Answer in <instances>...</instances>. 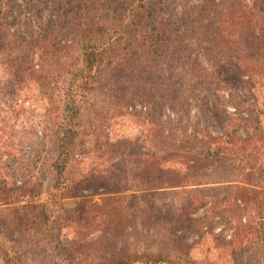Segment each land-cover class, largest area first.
<instances>
[{"label":"rangeland","instance_id":"rangeland-1","mask_svg":"<svg viewBox=\"0 0 264 264\" xmlns=\"http://www.w3.org/2000/svg\"><path fill=\"white\" fill-rule=\"evenodd\" d=\"M201 1L188 0L194 5ZM17 2L20 6H14L6 15L12 21L6 34L18 30L25 37L11 53L15 57L13 71L5 56L0 55V264H101L102 260L129 253L176 254L178 250L186 251L185 258L189 260H181V264H244L249 245L237 238L233 247L226 246V241L236 239V234L223 206L212 210L210 203L196 202V195L192 205H187L182 200L189 191L181 188L163 189L136 198L127 196L151 186L150 180L146 178L143 183L141 174H136L143 166L133 171L138 159L150 156L151 162L155 161L145 172L169 168L184 174L189 170L190 156L200 158L201 167L205 141L221 135L225 128L238 131L241 137L257 132L264 135V58L251 57L240 42L236 47L223 45L226 56L221 50L218 63L212 64L203 52L206 45L194 44L189 49L191 57L198 53L200 60L194 74L187 63L188 68L181 67L188 56L175 51L179 47L177 40L169 43L176 47L165 46L157 59H141L137 52V58L126 59L130 55L124 45L128 33L118 29L113 34L109 30L112 47L120 44L116 48H121L119 55L114 52L118 67L113 68L114 74L119 72L122 76L120 83L112 89L95 85L83 97L77 117L81 133L76 140L81 148L71 154L65 145L59 151V162L64 165L72 161L74 170L81 174L95 169L103 176L102 180H107L105 185L122 192L114 193L119 195V200L102 203L95 188L83 189L80 196L88 198L86 209L95 203L103 205L87 217L77 218L80 197L65 195L62 180L52 184L49 165L58 154L50 128L59 112L55 105L65 106L67 100L69 76L65 69L75 61L67 45L74 38L67 28L69 24L56 27V22H60L59 10L36 0ZM177 10H181L180 6L172 12ZM261 23L264 28V19ZM51 27H56L53 34L49 33ZM171 27L176 28L174 24ZM18 38L21 37H15L20 41ZM9 40V36L5 37L4 43ZM208 51L218 50L209 47ZM228 54L236 56V61ZM219 65L220 72L216 70ZM152 70L163 74L167 83L178 82L182 75V86H168V91L174 87L180 89L166 97L165 92L164 96H157L124 83L128 73L136 76L141 71L145 78L144 74ZM231 74L234 75L231 82L224 79ZM195 75L203 76V83L190 88L186 83ZM141 152L147 155L140 157ZM263 160L264 156L260 155L258 162ZM233 163L222 170L226 174L213 175L220 170L213 164V168H206V172L202 170L185 182L235 176L240 170L234 166L240 165L237 161ZM115 171L120 174L111 173ZM98 189V192L102 190ZM152 201L161 210L156 216L150 208ZM170 201L177 206L183 202L182 207L189 209L194 219L175 221L171 217L173 212L165 205ZM115 202L123 207L134 204L136 219L129 223L128 218H122L116 228L113 222L101 220L100 212L110 210ZM245 218L246 215L243 221ZM250 264H264V253L262 262Z\"/></svg>","mask_w":264,"mask_h":264},{"label":"trees","instance_id":"trees-1","mask_svg":"<svg viewBox=\"0 0 264 264\" xmlns=\"http://www.w3.org/2000/svg\"><path fill=\"white\" fill-rule=\"evenodd\" d=\"M32 1L25 0L28 3ZM36 1L42 2L44 6L49 4L55 10H59L57 19L60 22H56V27L69 24L67 28H69V33H72L74 38L67 45V49L73 51L71 58L75 59V61L68 63L70 66H66L65 69L69 76L67 100L64 103L65 106L55 105L56 110H59V112L55 116L56 121L52 123L50 128V137L53 146H55L54 150L58 154L49 165L52 173V184L55 185L62 180L61 184L66 189L65 195L80 197V209L77 218H85L87 214L93 213L95 209H100L103 205L95 203L89 205L91 208L86 209L88 198L85 195L80 196V191L83 189L93 190L95 188L94 192L100 194L102 203L109 200H119V195H116V197L114 193L122 192L111 188L109 184H107L109 186L107 187L105 185L107 180H102L103 176L95 169L81 174L74 170V166L71 165L73 164L72 161L64 165L59 162V151L62 152L65 145L67 151L71 154L75 153L77 148H81L76 140L80 138L81 133L77 117L83 97L91 92L95 85L102 88L109 86L112 89L118 86L117 83H120L122 76L119 72L114 74L113 68L118 67V63L116 64L117 61L114 58L120 54L121 48H116L120 44L112 47L113 37L109 35V30H112L113 34L117 33L118 29L120 32L125 30L128 33L124 45L129 48L127 52L130 55L126 59L129 57L131 59L137 58L135 52L138 53L141 59L147 60L149 57L157 59L165 46L172 45L176 47V44L169 43L174 39L177 40L179 47L177 45L175 51L185 53L188 56L181 63V67L188 68L187 63L194 74H196V68H198L197 62L200 61L198 53L191 57L192 53L189 49L194 44L201 47V44L206 45L203 52L207 54V59L212 64L213 62L218 63L223 45L226 48L227 44L236 47L240 42L246 46L251 57L264 58V28L261 23L264 19V0H202L197 5L189 3L188 0ZM14 6H20L17 0H4L0 3V55L5 56L11 71L15 66L13 63L15 57L11 56V53H13L16 44L19 45L25 39L22 32L18 30L6 34V31L9 32V26L12 22L6 19V15L14 9ZM178 6L181 10L173 13L172 11ZM173 24L176 26L175 30L171 27ZM56 27L49 28V33L53 34ZM112 27L116 28L112 29ZM7 36L10 37V40L5 44L4 38ZM15 37H21L18 38L20 41H17ZM209 47L218 50L217 53L208 51ZM222 51L226 56V50ZM227 56L232 60H235L236 57L231 54ZM103 63L106 65L101 68ZM16 70H19L18 66H16ZM216 70L220 72V65L216 66ZM105 73L108 74L107 77ZM144 76L145 78L141 76V71H138L136 76H131V73H128L123 80L126 84L131 83L135 90L150 91L149 94L157 96H164L163 92H165L166 97L169 93H176L180 89L174 87L168 91V86H182L180 84L183 81L181 75L182 78L178 82L169 81L167 83L163 79V74L159 73L158 75L153 70L144 74ZM233 76L232 74L225 75L224 79L231 82ZM199 83H203V76L195 75L191 81H187L186 85L192 88ZM170 105L175 107L173 103ZM241 141L242 145H240ZM205 142L202 151L205 159L203 164L199 167L200 158H197L196 155L190 156L188 159L189 170L185 172L186 174H179V172L169 168H159L153 172H145L147 166L155 161L151 162L150 156L145 157V160H136L133 171L143 166L136 174H141L140 179L143 183H145L144 179L146 178L150 180L151 186L142 189L141 194L132 192L127 197L136 198L146 194L154 195L163 189L177 190V188H181L187 189L189 195L192 194L190 198L188 195L182 200L183 202L186 200L187 205H192L193 196L196 195L197 199L194 198L196 202L199 204L210 203L212 210H218L223 206L226 209L229 222L233 221L234 223L236 234V239L227 240L226 246L233 247V242L237 241L238 238L240 242L249 245L245 249L244 258L246 259L244 264H250L254 261L260 263L264 253V160L260 162L258 160L260 155L264 156V135L257 132V134L246 133L241 137L238 135V131H230L225 128L221 135L210 137ZM257 143L261 144L257 145ZM145 155H147L145 152H141L139 156L144 157ZM234 161H237L240 165H233L240 170L237 175H233L234 177L220 175V177H223L217 181L201 182L195 180L187 183L188 179L195 178V175L200 174L202 170L213 168V164L215 169H220L215 171L213 175L216 173L226 174L222 170L227 165L234 164ZM111 173L120 174L116 171ZM185 180L187 181L185 182ZM99 187L102 188L100 192H98ZM3 198H6L5 194ZM163 200L168 199L164 198ZM182 203H178L179 206H177L173 201H170L166 202L165 205L173 212L171 217L175 221L186 218L192 221L194 219L191 216L192 212L182 207ZM111 206L110 210H102L99 217L103 221L113 222L115 228L122 218H128L129 223L136 219L137 207L134 204L131 207L125 205L123 207L115 202ZM150 208L154 210V216L161 211L155 207L153 201L150 203ZM195 210L196 207H194ZM245 215L246 218L243 221ZM38 222L43 223L44 221ZM185 252L184 250H178L176 254L169 251L146 252L143 254L129 253L117 259L102 260L100 263L181 264V260H184V262L189 261L185 258L187 256ZM70 256L76 259L73 255Z\"/></svg>","mask_w":264,"mask_h":264}]
</instances>
